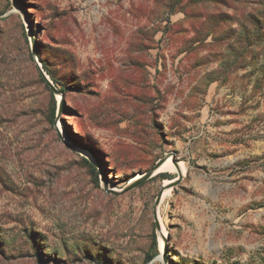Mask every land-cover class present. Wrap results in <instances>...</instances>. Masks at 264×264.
<instances>
[{
	"label": "rangeland",
	"instance_id": "374dc122",
	"mask_svg": "<svg viewBox=\"0 0 264 264\" xmlns=\"http://www.w3.org/2000/svg\"><path fill=\"white\" fill-rule=\"evenodd\" d=\"M0 264H264V0H0Z\"/></svg>",
	"mask_w": 264,
	"mask_h": 264
},
{
	"label": "bare ground",
	"instance_id": "6f19581e",
	"mask_svg": "<svg viewBox=\"0 0 264 264\" xmlns=\"http://www.w3.org/2000/svg\"><path fill=\"white\" fill-rule=\"evenodd\" d=\"M89 154V153H88ZM89 156H91L89 154ZM159 170H176L180 175L182 174L183 172V166H181V164L177 163V162H174L172 160V158L170 157H165L163 162L161 163V165L159 166L158 168ZM157 169V170H158ZM141 175L138 176V178L140 177ZM170 183L166 182L165 185H164V188L161 192V200L167 198L170 194V186H169Z\"/></svg>",
	"mask_w": 264,
	"mask_h": 264
},
{
	"label": "water",
	"instance_id": "95a60500",
	"mask_svg": "<svg viewBox=\"0 0 264 264\" xmlns=\"http://www.w3.org/2000/svg\"><path fill=\"white\" fill-rule=\"evenodd\" d=\"M39 67H40V71L42 72L43 76H44L45 79L47 80L49 86H50L53 90H55L56 88L54 87L52 81H51V80L49 79V77L47 76V73L44 71V69H43V67H42L41 64H39ZM163 160H164V158L161 159V160H159L156 164H154V166H153L152 168H150L147 172H145V174H144V178H148V177H150L155 171H157V169L159 168V166L161 165V163L163 162ZM180 177H181V176L179 175V178H178V179H180ZM140 181H141V180H140ZM140 181H137L136 184H138ZM177 183H178V180H174V181L170 182L169 186H170V187H171V186H174V185L177 184ZM136 184H133L132 186H135ZM162 190H163V188H162ZM161 192H162V191H161ZM160 197H161V193L157 196L155 204L158 203Z\"/></svg>",
	"mask_w": 264,
	"mask_h": 264
},
{
	"label": "trees",
	"instance_id": "16d2710c",
	"mask_svg": "<svg viewBox=\"0 0 264 264\" xmlns=\"http://www.w3.org/2000/svg\"><path fill=\"white\" fill-rule=\"evenodd\" d=\"M25 40L26 41H28L27 40V38H26V36H25ZM42 66H43V68H44V70L46 71V73L49 75V77L54 81V82H57L56 81V77H55V75H54V73L52 72V70L49 68V66H48V64L45 62V61H42ZM39 75H40V78L42 79V81H44V82H46L47 84H48V82H47V80L45 79V77L43 76V74H42V72L39 70ZM49 85V84H48ZM52 89V88H51ZM54 110V106H53V109H52V111ZM89 163V162H88ZM89 165L91 166V168L96 172V168H95V166H94V164H92L91 162L89 163ZM152 257H150L149 259H151Z\"/></svg>",
	"mask_w": 264,
	"mask_h": 264
}]
</instances>
